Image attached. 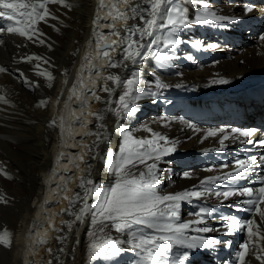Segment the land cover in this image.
Listing matches in <instances>:
<instances>
[{
    "label": "bare ground",
    "instance_id": "bare-ground-1",
    "mask_svg": "<svg viewBox=\"0 0 264 264\" xmlns=\"http://www.w3.org/2000/svg\"><path fill=\"white\" fill-rule=\"evenodd\" d=\"M138 1L146 6L143 0ZM175 2L189 8L190 21L203 3L228 19L190 22L175 34L181 43L163 50L171 59L158 60L162 45H154L146 55L142 50L136 63L123 61L126 67H106L109 60L102 55L103 44L125 35V22L116 19L113 23L117 11L128 7L123 0L49 2L46 7L50 15L36 19L31 25L34 30H30L28 18L18 17L20 22L16 24L0 18V28L15 26L33 36L29 40L0 31V67L6 69L0 72V97L4 98L0 100V264H79L77 243L82 244L83 233L91 223L90 204L96 198L86 192L115 182L114 172L109 171L113 158L108 153L119 157L125 131L165 150L157 153L159 159H146V164H155L154 174L159 180L156 191L161 196L190 191L194 186L203 191L201 180L232 172L237 159H248V149L238 144L247 141L244 138L230 136L221 145L220 136L224 134L204 137L209 128L264 127V34H260L264 0ZM246 7L252 11L247 12ZM127 24L134 26L142 21L129 19ZM113 27L121 30V37L111 34ZM162 31L167 35V29ZM244 38L251 42L245 45ZM197 40L200 47L195 46ZM210 44L215 47L209 48ZM109 55L115 62L122 61L119 48ZM109 74L119 76L120 83L108 81L112 91L103 92L101 77ZM128 79L138 80L126 101L137 109L131 115L119 100L128 89ZM221 79L229 82L220 84ZM157 81L168 87H157ZM33 82H37L35 88ZM92 91L101 97L99 101ZM148 91L156 95H140ZM137 95L140 98L133 99ZM155 134L166 139L160 140ZM169 148L175 150L167 152ZM66 167L70 168L68 174L64 172ZM147 171L145 164L132 168L134 174ZM263 171L264 163L256 162L245 178L207 187H251L255 191L261 186L252 185L261 182ZM185 172L190 178L183 175ZM247 199L204 195L178 202V218L172 223L197 220L195 213L200 208H210L212 211L203 217L205 223L193 224L185 235L219 242L211 249L195 251L187 264H237L244 244V264H264V240L255 236L249 239L247 228L229 232L223 227L232 222L230 218L241 223L252 219L264 235V221L250 210L253 206L244 203ZM245 214L249 219L245 220ZM13 225L17 231L11 234L8 227ZM204 226L213 231H195ZM117 233L114 235L119 237L122 250L116 258L124 260L132 254L138 264L141 256L139 250H132L127 231ZM106 238L105 229L99 239L104 242ZM184 250L176 245L169 254L179 255ZM89 260L86 264H97Z\"/></svg>",
    "mask_w": 264,
    "mask_h": 264
},
{
    "label": "snow or ice",
    "instance_id": "snow-or-ice-1",
    "mask_svg": "<svg viewBox=\"0 0 264 264\" xmlns=\"http://www.w3.org/2000/svg\"><path fill=\"white\" fill-rule=\"evenodd\" d=\"M49 2H62V0H0V18H6L12 21L13 24L19 23L17 18H28L30 21L29 28L35 24L36 19L44 20L46 16L50 15L46 4ZM128 7L124 11H117L116 16L113 18V23L116 19L123 20L122 31L125 33L121 37V30H111V34L121 37L118 40H114L111 43H105L102 49V55L109 60L106 67L114 68L118 66H127L123 64V61H131L136 63L137 57L147 54L148 50L152 46L162 45L161 55L157 57L158 60H168L172 57L167 56L163 50L173 49L181 41L176 37L177 31L184 25L193 22L195 24H203L211 20H225L228 19L224 16H218L215 12L211 11L207 3H203L202 9L197 11L194 21H190L188 18L189 8L185 7L183 3H176L175 0H143L144 5L140 3H133L132 0H123ZM103 6V5H101ZM112 7H115L113 5ZM247 12H251V7H246ZM35 17V19H33ZM139 19L142 24L129 26L127 21L129 19ZM167 29V35H164L163 31ZM7 31L10 33H17L21 36H26L27 39L32 40L33 36L28 31H24L21 28L15 26H9L7 29L0 28V31ZM264 39V37H261ZM42 42V41H41ZM99 46V39L97 40ZM195 46L200 47L201 41H195ZM209 48L215 47V45H208ZM120 49L123 53L122 61L115 62L109 55V51H116ZM29 60L33 57H29ZM36 59H39L38 57ZM189 59H192L189 56ZM6 69L0 67V72H4ZM48 79L52 77L49 74ZM103 84L101 91L111 92L112 89L107 86L108 81H112L116 84L120 83L119 76L109 74L107 77H101ZM217 81H213L216 83ZM228 80L221 79L218 81L220 84L228 83ZM128 85V89L124 91L120 96V105L122 109L129 115L134 113L137 109L130 105L127 98L132 95V87L138 83L136 79H128L125 82ZM157 87L165 88L168 85L163 82L157 81ZM154 96L156 93L148 91L146 93H140V95ZM92 95L97 101L101 99L96 95L95 91H92ZM140 95L133 97V99H139ZM0 100H4L0 97ZM4 102H7L6 100ZM44 103V102H41ZM102 119L99 114H93ZM102 127V125H101ZM189 127L195 128L194 125ZM199 131V129H195ZM151 131V129H149ZM257 132L256 128L248 130H241L239 128L226 129L221 128H209L206 131L205 139L208 137H217L220 134V144L223 145L225 140H228L231 136L232 139L240 140L244 138L248 143H252L250 137ZM91 134V133H89ZM99 138V133L96 134ZM158 139H166L159 134H155ZM260 143L264 144V141ZM174 148H169L166 151L172 152ZM165 151L163 149H157L153 146V141L135 139L132 137L129 131L124 132V142L120 147V155L118 158L114 156L112 152L108 153L109 157L113 159L109 162V171L114 172L116 176L115 182L108 187H96L94 190H88L86 195L91 193L97 198V204L95 206L96 216L104 221L114 222L118 231H127L131 237L129 243L132 244V250L138 251V255L141 256V260L138 264H187L191 259L194 252L200 249H211L217 243V240L213 238H206L202 236H186V230H189L193 224H204L203 217L209 214L212 209L200 208L195 215L199 218L194 221L184 223H172V220L178 218L179 201L198 198L204 195H213L217 198L227 200L229 197L234 196H247L249 199L244 203L253 206L251 211L258 214L261 221H264V178H261V187L257 190H253L251 187L243 189L224 187L222 190H212L207 187L208 184L220 183L221 181H232L245 178L246 174L250 171V166L254 165L257 161L255 157L248 159H237L235 161V167L232 172L225 173L221 176L206 177L200 181V185L204 186L203 191L196 190L197 186H194L193 190L184 191L177 194L159 195L156 191V185L159 183L158 178L154 174L155 164H146V159H159L158 152ZM260 163H264V157L260 158ZM138 164H145L148 169L147 173L139 172L134 174L132 168H135ZM227 167V164L224 165ZM212 171L211 168L208 169ZM185 177L190 178V173L185 172ZM89 183H94L89 181ZM231 223L225 224L223 227L231 232L234 228L244 230L247 228L249 239L257 237L259 240H264V235H261L260 225L255 223V220H248L246 223H241L235 218H230ZM167 221V222H163ZM255 226V231H253ZM152 230L151 232L146 231ZM196 232L209 233L213 231L212 228L204 226L195 229ZM159 233V235L155 234ZM164 241V243H161ZM134 242V243H133ZM4 243H8L4 241ZM182 246L185 250L180 252L179 255H170V250L174 246ZM94 251L99 249H108L112 255L119 253L120 248L116 241H107L103 243L93 242L91 245ZM242 251L238 254L237 264H244V257L247 251V244L241 246ZM260 259V257H257Z\"/></svg>",
    "mask_w": 264,
    "mask_h": 264
},
{
    "label": "rangeland",
    "instance_id": "rangeland-1",
    "mask_svg": "<svg viewBox=\"0 0 264 264\" xmlns=\"http://www.w3.org/2000/svg\"><path fill=\"white\" fill-rule=\"evenodd\" d=\"M136 3H139V1L137 0ZM263 32H264V26L260 29V34H264ZM250 42L251 41H248V38H244L243 43L245 45H248ZM32 86L35 88V86H37V82L36 83L33 82ZM10 175L12 177H14L12 172L10 173ZM4 176L6 179H9L8 175H4ZM96 204H97V198L93 199L91 201V204H90V206H91L90 207L91 208L90 213L92 216V220H91L90 225L87 226V229L83 233V237L81 236L82 237V244L79 242L77 243V250L78 251L76 250L75 256L77 257L79 264H82L83 262H85V264H86V261L89 259H90L89 261H91V263H94V261H95V262H97V264H136L135 261L137 259H135V256L132 254L128 257V259L125 258L124 260H119L116 258L118 254L112 255L108 249L102 248V249H99L97 251H94L92 249L91 245L93 244V242L103 243V239H99V235H100V232L105 230V229L107 231V237L109 238V240H108V238H106V240L104 242L116 240L119 248H120V243H121L118 239L119 237H116L114 235V232H116V233L118 232L115 223L110 222V221H104L101 218L96 216V209H95ZM8 228L10 229L11 234H14L17 231V226H15V225H13V227H8ZM63 243H65V242H63ZM121 250H122V248H120V251Z\"/></svg>",
    "mask_w": 264,
    "mask_h": 264
},
{
    "label": "water",
    "instance_id": "water-1",
    "mask_svg": "<svg viewBox=\"0 0 264 264\" xmlns=\"http://www.w3.org/2000/svg\"><path fill=\"white\" fill-rule=\"evenodd\" d=\"M104 45V44H103ZM91 88H88V90H90ZM64 172L66 173V174H68L69 172H70V168H68V167H66L65 168V170H64Z\"/></svg>",
    "mask_w": 264,
    "mask_h": 264
}]
</instances>
